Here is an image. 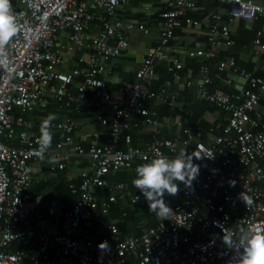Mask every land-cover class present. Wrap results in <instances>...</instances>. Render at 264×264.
Wrapping results in <instances>:
<instances>
[{"label": "built area", "instance_id": "obj_1", "mask_svg": "<svg viewBox=\"0 0 264 264\" xmlns=\"http://www.w3.org/2000/svg\"><path fill=\"white\" fill-rule=\"evenodd\" d=\"M131 1L12 0L18 32L6 46L0 64V264H229L236 250L222 243L223 229L233 232L234 246L245 229L264 232V74L246 70L235 56H227L216 64L217 77L229 71L228 83L238 75L246 87L234 92L210 88V63L219 43L236 44L231 25L238 20L264 22V1L216 0L227 6V19H222L221 10L210 13L207 43L189 52L205 62L200 66V77L186 81V86L194 87L200 100L221 109L224 117L208 129L196 122L174 138L161 136L157 112L147 106L148 100H158L175 111L179 96L154 87L160 77L154 64L160 54L157 48L148 49L126 98L115 100L108 92V62L128 45L127 32L150 33L146 21L120 18L119 11ZM166 2L156 22L160 47L168 46L184 23H200L189 15L195 8L194 0ZM93 26L99 31L93 32ZM65 32H69L70 41L89 51L85 68H61L64 62L58 38ZM251 51L264 62V30L253 39ZM168 68L178 77L183 65L173 61ZM91 96L112 105L107 142L87 147L75 142L76 120L66 115L51 124L63 140L43 159L33 156L40 135L32 131V122L15 116L14 109L30 112L58 106L81 112ZM136 114L155 129L154 138L144 147L134 145L127 133L138 125ZM197 146L208 157L194 159L200 171L191 187L180 183L181 199L173 206L170 219L141 226L138 235L123 238L118 237L117 222H109L94 235L85 233V225L98 208L109 210L114 201L97 197L96 189L104 185L105 176L130 169L137 159L173 158L183 150L191 153ZM74 156L88 158L91 170L81 173L79 184L70 185L76 201L65 213V226L60 232L38 230L30 218L34 211L30 191L33 163L49 159L51 174L65 170ZM125 186L119 183L116 189ZM244 190L253 200L249 207L237 198ZM135 196L141 199L143 194L134 186L133 201ZM122 215L123 221L127 213ZM37 217L41 220L42 213ZM105 240L110 249L102 251L98 245Z\"/></svg>", "mask_w": 264, "mask_h": 264}, {"label": "crops", "instance_id": "obj_2", "mask_svg": "<svg viewBox=\"0 0 264 264\" xmlns=\"http://www.w3.org/2000/svg\"><path fill=\"white\" fill-rule=\"evenodd\" d=\"M166 1L132 0L125 10L119 11V16L123 20L146 21L150 33L145 34L139 30L127 32L128 45L122 48L120 56L112 58L108 62L110 74H105V79L109 81L108 92L115 100L126 98L130 94V86L136 80V71L144 60L148 49L157 48L160 54L154 59V64L160 77L154 87L157 89L164 87L168 92H177L179 96L175 111H171L167 104L158 100H149L148 106L157 112L161 136L174 138L182 134L185 127L196 122H200L204 129H208L224 117V112L216 105L200 100L195 88L187 87L186 81L196 80L200 77V66L205 60L201 57H191L189 52L207 43L208 29L211 23L210 13L221 10L222 19L225 21L228 9H226L227 6L219 5L216 0H194L195 8L189 12V15L200 23L198 25L184 23L176 30L175 39L168 46L160 47L156 22L160 12L167 7ZM231 29L236 44L229 46L226 40H222L217 47L216 56L210 63V74L213 79L210 88L212 90L234 92L246 87V82L238 75L234 77L232 83H228L227 78L232 75L229 71H225L221 77H217L216 64L227 56H235L238 64L246 70L257 75L264 74L263 58L254 56L251 51L253 39L259 30H264V22H250L241 19L234 22ZM92 31L97 32L99 28L93 26ZM68 33L65 32L58 38V46L64 62L61 68L64 70L74 67L85 68L90 53L85 47L70 41ZM173 61L181 62L183 65L178 77L168 68ZM80 79L77 78V80ZM72 91L76 93L75 86H72ZM111 108V104L91 96L81 112H73L71 109L55 106L51 109V113L56 115V120H60L66 115L72 116L77 124L74 141L87 147L92 143L104 144L107 142L108 116ZM28 117L33 120L35 128L40 131L43 119L42 111L37 110V112L28 114ZM134 121H137L138 125H133L127 133L132 136L134 145L144 147L154 138V126L146 124L141 115L136 114ZM121 145L124 147L125 143L121 142ZM70 147H66L65 150H70ZM140 164L142 161L137 159L130 169L105 176V181L106 179L112 181L110 184L105 182L104 188L96 189L97 197L100 201L112 199L114 201L111 202L112 206L106 210L107 212H104L103 208H99L96 214L89 219L84 229L87 235H94L95 231L109 222H117L120 228L118 237L123 238L127 235H138L141 226H155L161 221L168 220H162L154 212L149 211V205L144 196L136 203L133 201L134 185L132 180L136 178L135 169ZM50 165L49 159L33 163L34 180L30 191L32 193L31 205L34 211L31 214V219L38 230L60 232L65 226V213L76 201V195L71 191L70 185L79 184L81 173L89 172L91 164L86 157L74 156L67 163L65 170L54 171L51 174L48 172ZM119 183H124L126 186L121 190L116 189V185ZM180 199L181 185H179V193L176 196L165 194V201L172 210ZM37 211L43 214V218L39 221ZM124 212L127 215L122 221Z\"/></svg>", "mask_w": 264, "mask_h": 264}, {"label": "clouds", "instance_id": "obj_3", "mask_svg": "<svg viewBox=\"0 0 264 264\" xmlns=\"http://www.w3.org/2000/svg\"><path fill=\"white\" fill-rule=\"evenodd\" d=\"M18 27L16 17L12 12V0H0V64H3L6 46L16 36ZM56 119L54 113H50L40 125V136L37 139L38 148L32 155L43 159L51 148L53 135L50 131L52 121ZM208 157L201 154L198 146L195 151L188 153L181 151L173 158L157 156L149 162L136 167V178L132 180L135 188L139 189L149 205V211L154 212L162 220L170 219L173 210L165 201V194L176 196L179 193V185L183 183L191 187L197 178L200 165L194 163V159L200 160ZM234 187V181L230 182ZM237 198L246 207L252 205V197L244 190L238 193ZM140 197L135 196V203ZM234 234L223 229L222 243L227 249H235L236 256L229 264H264V232L253 231L250 228L243 230L238 243L233 245ZM100 250H109L108 241H102L98 245Z\"/></svg>", "mask_w": 264, "mask_h": 264}, {"label": "trees", "instance_id": "obj_4", "mask_svg": "<svg viewBox=\"0 0 264 264\" xmlns=\"http://www.w3.org/2000/svg\"><path fill=\"white\" fill-rule=\"evenodd\" d=\"M149 101V100H148ZM148 101H147V106H148ZM150 101H152V100H150ZM205 102V101H204ZM149 107V106H148ZM51 109H53L52 107H50V108H47V109H36V110H34V111H21V110H17V109H14V115L15 116H20V115H22V116H24L25 117V119H28L30 122H32L33 123V127H32V131L33 132H35L36 134H38V135H40V131H38L36 128H35V123L33 122V120L31 119V118H29L28 117V114H30V113H33V112H37V110H40V111H42V115H43V119H42V121L47 117V115L51 112ZM50 131H51V133H52V135H53V140H52V143L54 142V144L53 145H51V147L52 146H55L56 145V143L57 142H59V141H61V140H63V135L61 134V132L59 131V130H57V129H54V128H51L50 129ZM61 134V135H60ZM122 146V145H121ZM142 161V160H141ZM143 163H146L145 161H142V164ZM120 171H124V170H120ZM116 172H119V171H116ZM113 173H115V172H113ZM111 179H106V181H105V178H104V184H105V182H107V184H110L111 183ZM101 187H103L104 188V185L103 186H101ZM112 204V203H111ZM99 208H103L102 206H100ZM98 208V209H99ZM104 212H107V211H105L104 210ZM86 226L87 225H85V228H86Z\"/></svg>", "mask_w": 264, "mask_h": 264}, {"label": "bare ground", "instance_id": "obj_5", "mask_svg": "<svg viewBox=\"0 0 264 264\" xmlns=\"http://www.w3.org/2000/svg\"><path fill=\"white\" fill-rule=\"evenodd\" d=\"M37 213H38V211H37ZM43 215V214H42ZM30 218H31V216H30ZM43 218V217H42ZM31 221H32V219H31ZM32 225H33V221H32ZM34 226V225H33Z\"/></svg>", "mask_w": 264, "mask_h": 264}]
</instances>
